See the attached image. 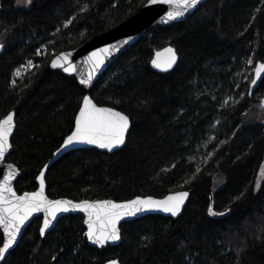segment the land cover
<instances>
[{"label":"trees","instance_id":"16d2710c","mask_svg":"<svg viewBox=\"0 0 264 264\" xmlns=\"http://www.w3.org/2000/svg\"><path fill=\"white\" fill-rule=\"evenodd\" d=\"M147 1L0 0V119L16 114L9 162L22 172L18 193L37 189L42 167L72 132L86 95L76 79L50 68L53 57L123 23ZM168 45L176 48L178 65L157 73L150 62ZM28 60L36 67L15 80ZM258 62H264V0H208L185 21L149 29L90 91L97 104L131 119L126 145L113 154L67 153L47 173V194L125 201L191 190L182 215L126 222L120 245L102 250L88 244L83 216L63 217L45 237L36 218L1 264L114 258L121 264H264V182L255 188L264 163V78L248 95ZM197 165L201 171L185 183ZM211 203L227 214L212 216ZM2 239L0 232V246Z\"/></svg>","mask_w":264,"mask_h":264},{"label":"snow or ice","instance_id":"6c2138e0","mask_svg":"<svg viewBox=\"0 0 264 264\" xmlns=\"http://www.w3.org/2000/svg\"><path fill=\"white\" fill-rule=\"evenodd\" d=\"M26 3L30 5L32 0H26ZM201 3L202 0H148V5L163 4L169 6L170 10L167 12L165 23L186 16L192 10L197 9ZM83 10L87 11V8ZM75 20V16L71 17L64 23V27H69ZM57 32H59V29H57ZM3 49L4 45L0 43V51ZM111 52L112 48H102L98 52H93L88 57L87 61H85L88 68L81 75L80 84L92 86L94 73L105 62L104 55H110ZM36 54L47 55V50L37 49ZM164 54H166V58L163 62L160 59L162 54L157 53L156 59L152 61V64L157 68L163 66L167 70L176 63L177 54L175 49L171 47L166 48ZM71 55L70 52L56 55L51 61V67L53 69H62L65 73H76L77 66L73 63ZM245 63L246 65H252V58H248ZM26 67L31 69L35 68L36 65L32 60H28ZM254 73L255 77L250 81V88H256L257 81L261 80L262 74H264V62L258 63V66L254 69ZM15 74L17 77H20L22 74L21 68H18ZM237 74L243 75V73L239 72ZM12 83L15 85L16 81L13 80ZM236 87L239 88V84ZM248 95H252L251 91L248 92ZM229 99L234 100L235 98L230 97ZM228 103V99L223 101V105L225 106ZM14 117L15 112H10L0 119V161L3 160L5 154L11 148L10 137L15 127ZM217 123L219 122L217 121ZM129 126L130 120L127 115L111 107H99L90 96H85L83 97L78 116L75 119L74 130L63 141V147L68 148L76 144H87L112 151L125 144ZM189 159L191 161L192 158L190 157ZM172 167L174 168L175 164ZM200 171L201 168L197 165L195 173L189 179H186L185 183H190L192 179H195V174ZM16 174L17 170H14L10 166L7 173L0 179V229H2L3 237L2 246H0V261L4 260L5 254L9 252V249L12 248L17 242V238L21 235L22 228L36 213H43L42 227L39 229L42 237L52 227L53 221L57 220L59 214L71 211L86 213L87 232L85 235L92 244L103 248L109 242H116L121 239L118 225L125 217L134 216L146 210H160L170 213L172 216H178L184 206L185 200L189 196L187 191H180L169 194L160 200L152 197H137L124 203H117L112 200H83L75 203L71 200L49 199L45 194V176L43 171L40 172L38 177L39 190L24 192L22 195H19L12 184V180L15 179ZM259 187L260 185L258 184L257 189ZM209 211L212 216H224L227 214L216 213L211 209ZM108 264H118V261L112 260Z\"/></svg>","mask_w":264,"mask_h":264},{"label":"water","instance_id":"95a60500","mask_svg":"<svg viewBox=\"0 0 264 264\" xmlns=\"http://www.w3.org/2000/svg\"><path fill=\"white\" fill-rule=\"evenodd\" d=\"M207 1L208 0H202V3L200 5H198L197 9L201 5L206 3ZM197 9L192 10L190 13H188L186 16H184L182 18H179L177 20L169 21L168 23H165L164 21L167 18V12L170 10L169 6L163 5V4L148 5V1H147L137 13H135L132 17H130L128 20L124 21L123 23L115 26L114 28H112V29H110V30H108L106 32H103V33L91 38L89 41H87L86 43H84L83 45H81V46H79V47H77L75 49L63 51V52H70L72 54L71 55V59H72L73 63L77 66V72L76 73H65L62 69H59V68L53 69L51 67V62H50V68L53 69V70L60 71V72L64 73L66 76H68V77L76 79V81L78 82L79 86L86 91V95L85 96H90L92 98V96L90 94V91L93 89L94 85L97 83V81L100 79V77L109 69V67H111L113 65V63H115V61L123 53H125L129 48H131L133 45H135L147 33V31L149 29H151L153 27H156V26L166 27V26H169L171 24H175V23H179V22L185 21V20L189 19L194 14V12ZM0 10H1V2H0ZM169 47L175 49V51H176V54H177L176 63L171 68H168L167 70H165V68L163 66L159 67V68L155 67L152 64V61L154 59H156V54L157 53H161L162 54L160 59H161V62H163L165 60V58H166V54H164V50L166 48H169ZM102 48H112V52H111L110 55H104L105 62L101 66V68L97 72L94 73L92 86L89 87V86H85V85L80 84L81 75L84 74L86 72L87 68H88V65L85 63V61H87L88 57L91 56V54L93 52H98ZM4 51H5V46H4V49L2 51H0V54H2ZM63 52H60V53H63ZM60 53H58L57 55H59ZM55 56L53 57V59L55 58ZM178 62H179V55L177 53L176 48L173 47L172 45H168V46H165V47L155 51V53H154V55L152 57V60L150 62V66H151V69L154 70L155 72L163 74V73H167V72H170V71L174 70L176 68V66L178 65ZM258 63L256 65V67L258 66ZM254 77H255V73L253 74V78ZM263 78H264V74H262L261 80L257 81V87L256 88H250V91H251L252 95L258 89V87H259V85H260V83H261ZM252 95H250V96H252ZM261 104L264 107V97L262 98ZM81 106H82V103H81ZM97 106H99V107H110V106L99 105V104H97ZM111 108H114V107H111ZM114 109L116 111H120V110H118L116 108H114ZM11 112H14V111H11ZM120 112H122V111H120ZM78 113H79V110H78V112L76 114V117L78 116ZM14 120H15V127H14L12 135L10 137L11 148L5 154V157L3 158V160L0 161V179H2L3 175H5L7 173V170L11 166V168H13L14 170H17V174L15 176V179L12 180V184H13V186L15 188V185H16L17 181L19 180V178L21 177L22 172L19 169V167H17L14 163L9 162V156H10V154L12 152V149H13L12 140H13V137L15 135L16 128H17L16 114H15ZM129 120H130V126H129L128 133L126 134V142H125V144L123 146H120L118 148L113 149L112 151H108L106 149H100V148H98L95 145H87V144H76L73 147L64 148L63 147V143H62L61 146L54 152L53 157L41 169V171L44 172V176H45V194L48 196V198L52 199V200H60V199L71 200V201H73L75 203H79V202L83 201V200H73V199H70V198H67V197L51 198L47 194L46 176H47V173H48L50 167L56 161H58L61 157H63L67 153H69L71 151H75V150L96 149V150H98L100 152L107 153V154H113V153L121 150L126 145L127 138H128L129 132L131 130L132 122H131L130 118H129ZM74 126H75V124H74ZM73 130H74V128H73ZM57 153H59V154H57ZM263 167H264V163H263ZM38 177H39V175H38ZM38 177H37V185H38V187H37V189L35 191L39 190ZM15 190H16V188H15ZM181 191H187L189 193V196L185 200V203H184L183 208L181 209L180 215L172 216L170 213H165V212L160 211V210H146V211H142V212L137 213L134 216H127L123 220L120 221L118 227L120 229L121 239L119 241L109 242L107 245H105L103 248H101L98 245L92 244L91 241H89L88 238H87L88 244L90 246H92V247H95V248L99 249V250H102V249H104V248H106L108 246H111V247L118 246V245H120V243L122 241L121 226L124 223H126V222L133 221V220H136V219H140V218L145 217V216L158 215V216H163V217L172 218V219L179 218L182 215L187 203L189 202L191 194H192L191 190H181ZM16 192H17V190H16ZM31 192H33V191H31ZM176 192H180V191H176ZM176 192H172V193H169V194H173V193H176ZM17 194L22 195L23 193L20 194V193L17 192ZM169 194H167V195H169ZM166 196H164L162 198H157V197H153V196H137V197H140V198L152 197L154 199L160 200V199L165 198ZM137 197L132 198L130 200L136 199ZM84 200H89V201L112 200V201H115L117 203H124V202L130 201V200L116 201V200H113V199H97V200L84 199ZM210 209L212 211H215L213 203H211L209 210ZM209 213H210V211H209ZM70 215L83 216L84 217V226H85V228L87 230V224L85 222L87 220V214L79 212V211H71V212H68V213L59 214L58 217H57V220L53 221L52 227H50L47 230V232L45 233V235L43 237H45L50 231H52L56 227V225H57V223H58V221L60 219H62L63 217L70 216ZM215 217H222V216L217 215ZM36 218H42V222H43V213L34 214L33 217L25 224V226L21 230V235L17 238V242L12 246V248L9 249V252L5 254V258H4V260L0 261V264L3 263L5 261V259L9 256V254L17 247L18 243L20 242V240L23 237V234H24L25 230L28 228V226ZM41 227H42V223H41ZM0 232L2 233V229H0ZM112 260H116V261H118V264H121V262L118 259H116V258L111 259L110 261H112ZM108 262L106 264H108Z\"/></svg>","mask_w":264,"mask_h":264},{"label":"rangeland","instance_id":"374dc122","mask_svg":"<svg viewBox=\"0 0 264 264\" xmlns=\"http://www.w3.org/2000/svg\"><path fill=\"white\" fill-rule=\"evenodd\" d=\"M23 66H24V67H20V68H21V71H22V74H21L20 77H17L16 74H14V78H15V80L21 78L23 75H25V74L30 70L29 68L26 67V66H27V62H26V64H24ZM31 69H32V68H31ZM254 69H255V68H253V73H254ZM15 73H16V72H15ZM263 97H264V95H262V96L259 98L260 102L262 101V98H263ZM260 105L262 106V104H260ZM262 108H264V107L262 106ZM263 117H264V116H262L261 119H262ZM252 119H255V118H252ZM261 121L264 122V118H263ZM263 182H264V167H263V165H262V168L260 169V171H259V173H258V179H257V183H256V186H255L256 191H258V190L260 189V187H259V189H257V185L259 184V185L261 186Z\"/></svg>","mask_w":264,"mask_h":264}]
</instances>
